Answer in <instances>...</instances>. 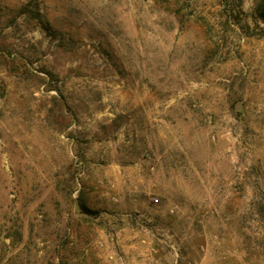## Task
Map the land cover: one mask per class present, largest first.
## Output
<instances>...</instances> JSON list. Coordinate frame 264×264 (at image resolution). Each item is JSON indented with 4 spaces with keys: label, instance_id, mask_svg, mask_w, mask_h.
Masks as SVG:
<instances>
[{
    "label": "rangeland",
    "instance_id": "rangeland-1",
    "mask_svg": "<svg viewBox=\"0 0 264 264\" xmlns=\"http://www.w3.org/2000/svg\"><path fill=\"white\" fill-rule=\"evenodd\" d=\"M264 0H0V264H264Z\"/></svg>",
    "mask_w": 264,
    "mask_h": 264
},
{
    "label": "trees",
    "instance_id": "trees-1",
    "mask_svg": "<svg viewBox=\"0 0 264 264\" xmlns=\"http://www.w3.org/2000/svg\"><path fill=\"white\" fill-rule=\"evenodd\" d=\"M263 17H264V15H263Z\"/></svg>",
    "mask_w": 264,
    "mask_h": 264
}]
</instances>
